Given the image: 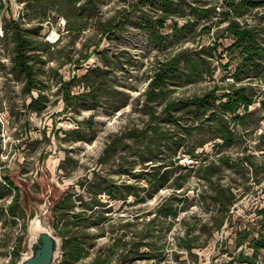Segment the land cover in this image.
I'll return each mask as SVG.
<instances>
[{
  "label": "rangeland",
  "instance_id": "rangeland-1",
  "mask_svg": "<svg viewBox=\"0 0 264 264\" xmlns=\"http://www.w3.org/2000/svg\"><path fill=\"white\" fill-rule=\"evenodd\" d=\"M30 1L33 0H0V179L5 174L14 179L22 191V204L27 208L26 219L8 216L3 209L11 197L2 196L0 191V264H10L16 258L15 251L19 252L17 264L32 255L36 242L33 222L39 221L62 245L63 237L55 227L59 220L55 206L67 194H72L77 202L75 210L81 211L84 204L77 199L78 195L82 194L85 201L93 197L88 183L83 188L80 182L92 179L96 171L118 184L147 186L142 173L151 168L149 161L143 162L149 158V149L141 139L131 137L128 145H122L116 155L117 162L101 165L99 158L108 141L117 134L138 128L145 132L143 137L149 143V127L157 122L166 127L167 114L162 112L165 103L157 102L158 118L151 122L144 95L159 62L183 48L199 51L201 56L212 60L216 69L213 75L192 84L171 86L169 97L179 100L216 83L225 86L234 83L232 71L240 59L236 53L226 50L230 37L217 39L216 31L228 24L220 13L229 8L224 0H175L176 13L164 28H158L155 23L162 14L157 4L146 0H100L99 17H89L87 10L78 16L73 14L74 29L70 31L67 19L52 13L40 32L38 19L30 20L33 15L28 8ZM251 1L258 3L257 6L238 19L258 25L264 35V0ZM83 2L75 6L79 8ZM198 5H217L218 13L212 19L201 17L192 11ZM15 18L22 21L25 32L29 30L28 37L38 40L35 45L42 49L33 51L37 56L32 61V80L16 69L12 24ZM108 20H112L115 28L96 47L103 23ZM88 54L90 58L85 60ZM98 66L105 72L96 70ZM249 83L256 101L248 111L245 124L236 126L234 144L223 146L217 144L222 139L215 138L198 148L201 162L196 168L202 162L217 161L223 156L229 159L230 164L223 167L220 177L214 178V186L221 182L232 186L237 193L239 199L230 211L231 221L212 236L203 234L196 241L203 246L191 252L178 244V237L186 227L200 226L217 209L209 208L204 198L212 192L211 185L193 171L185 187L179 189L189 195L181 219L159 239L160 245H165L161 255L150 256L149 247L144 245L140 258L132 256L123 264H226L229 261L250 264L240 262L238 257L243 250L253 257L249 244L253 233L245 231L243 222L250 221L252 227L259 229L261 224L256 221L263 218L260 210L264 207V78L256 77ZM30 84L35 85L32 91L28 89ZM61 87L70 92L68 102L63 98ZM93 88L97 98L80 96ZM34 97L38 101H33ZM172 133L175 137H184V129L178 124L172 126ZM202 136L208 139L206 133H194L178 152L173 144L161 145L154 155L168 160L183 157L173 174L174 177L184 175L189 168L179 164L192 163L185 156V149L202 141ZM171 190L170 187L162 189L147 199L143 198L144 190L141 196L131 195L126 199H111L108 194H101L100 199L108 203L98 210L110 215L112 220L106 223V232L101 227L90 229L93 234L105 232L106 235L98 238L96 249L92 248L89 256L75 264L90 262L97 249L110 240L111 222L119 228L121 222L132 221L130 231L149 232V219L155 216L158 204ZM240 236L247 242L239 247ZM148 240L149 237L144 241ZM62 257L60 246L53 264H59ZM112 263H117V259ZM257 264H264V250L260 251Z\"/></svg>",
  "mask_w": 264,
  "mask_h": 264
},
{
  "label": "trees",
  "instance_id": "trees-1",
  "mask_svg": "<svg viewBox=\"0 0 264 264\" xmlns=\"http://www.w3.org/2000/svg\"><path fill=\"white\" fill-rule=\"evenodd\" d=\"M77 8L75 3L81 2ZM151 4H157L162 14L155 20L158 28L167 26L169 19L174 18L176 13L175 0H146ZM229 3V8L224 9L220 13L224 16L228 24L223 29L216 31L217 39L231 38V43L226 50L232 51L239 55L240 59L235 64L232 71L234 83L225 86L219 83L207 87L200 93L185 95L179 100L171 99L170 92L172 85H188L205 79L207 76L213 75L216 71L213 62L208 57L201 56L199 51L191 48H183L176 55L167 60L159 62L152 76L149 89L145 92V101L149 107V115L151 122L157 121V102L165 103L162 110L167 114L165 119L166 127H161L157 122L149 127V143H146L143 135L144 131L138 128L130 129L127 132L117 134L108 141L107 146L99 158L101 165L117 162L119 150L122 145H128L131 137L141 139L142 143L149 149V158H144L143 162H148L149 170L143 171L142 178L146 180L147 186L139 184H118L109 177L102 176L100 171H96L94 177L86 178L81 181V187L86 188L88 183L89 191L92 194L91 201L83 200V195H78L81 204L84 207L81 211H76L77 202L72 194H67L55 206L59 220L55 222V227L63 237L61 250L63 253L62 260L59 264H75L89 256L92 248L96 249L98 238L106 235V223L111 221L110 215L103 214L98 210L99 206L107 205L108 202L100 199L101 194H108L111 199H126L131 195L137 197L142 195V190L146 191L143 198H152L162 189L172 188L171 193L163 198L158 204L155 216L149 219V232L145 230H132L130 226L132 221L121 222L120 227L116 228V223L111 224L110 240L97 249L95 255L90 262L84 264H113V260L117 259L115 264H123L132 256L140 258L142 247L148 246L151 255H161L162 246L159 239L170 232L175 223L181 218L180 215L187 205L186 200L189 195L179 189L184 188L189 180L192 172L201 175L203 179L211 185V193L204 196L207 206L217 207L211 217L200 226L186 227L183 235H180L179 245L192 251L194 248L201 247L196 243L203 234L209 233L211 236L215 231H220L227 222L231 221L232 215L230 211L232 206L238 201L237 193L232 186H227L221 182L214 186V178L220 177L223 167L230 164L226 157H220L219 160H209L201 162V153L199 147L204 146L211 139H222L223 146H232L236 138V126L245 124L250 107L255 104V93L252 85L249 83L256 77L264 78V69L261 66L264 62V35L262 30L256 24L249 21H241L238 17L252 11L258 3L251 0H224ZM28 8L32 12L30 20L38 19V32L45 28V24L50 20L52 13L67 19L68 30L72 31V16L81 14V11L87 10L89 17L97 18L101 15L102 5L100 0H33L28 4ZM80 11V12H79ZM192 11L201 17L212 19L215 13H218L217 5L208 7L193 6ZM13 38L15 47V63L16 69L25 73L32 80L34 74L32 61L37 56L35 50H42L41 47L35 45L38 40L34 41L28 37L29 30L22 28V21L12 19ZM101 25V24H100ZM85 25L82 27L84 28ZM81 27V28H82ZM37 28V27H36ZM102 28V27H101ZM115 24L112 20L103 23L101 39L96 47L100 46L102 37L110 33ZM218 49V47H216ZM213 54V53H212ZM85 60L90 58V54L84 56ZM96 70L105 72V69L98 66ZM35 85L28 86L32 91ZM61 90L63 91L62 87ZM69 91H63V98L69 101ZM91 95L97 98L96 89L93 88L87 92L80 93V96ZM33 101H38V97H34ZM147 112V111H146ZM180 125L184 129V137H175L172 133V126ZM194 133H203L205 135L200 138L199 143H193V147L185 149V156L192 159V163L179 165L189 168V172L184 175L174 177V167L178 164L180 158L176 159H159L155 151L161 145L173 144L176 146L175 152L188 144ZM183 138L185 141H183ZM220 162V163H219ZM241 164V161H238ZM158 163V164H155ZM238 163V164H239ZM108 181V183H107ZM0 191L2 196L11 197V201L4 207V212L13 219L27 217V208L22 204V191L10 175H4L0 179ZM85 209V210H84ZM110 212L111 210H107ZM90 212V214H89ZM263 215L262 219H257L256 223L261 224V228L252 227L250 221L243 222V228L248 234L253 233L250 240V246L253 248V257L248 255L244 250L239 254L240 262H249L257 264V259L261 250H264V207L260 210ZM139 219L140 215H136ZM122 220V219H121ZM101 227L105 230L104 235L93 234L91 228ZM242 228V227H241ZM100 229V228H99ZM197 230H199L198 233ZM108 232V231H107ZM131 232V235H130ZM242 233V232H241ZM149 237L148 241H144ZM247 242L246 238L241 236L238 238L237 245L240 247ZM18 251H15L16 258L10 264H17ZM226 264H231L229 261Z\"/></svg>",
  "mask_w": 264,
  "mask_h": 264
},
{
  "label": "water",
  "instance_id": "water-1",
  "mask_svg": "<svg viewBox=\"0 0 264 264\" xmlns=\"http://www.w3.org/2000/svg\"><path fill=\"white\" fill-rule=\"evenodd\" d=\"M37 222H33V228ZM36 242L33 246V253L21 260L19 264H53L56 260L61 241L48 229L33 231Z\"/></svg>",
  "mask_w": 264,
  "mask_h": 264
},
{
  "label": "bare ground",
  "instance_id": "bare-ground-1",
  "mask_svg": "<svg viewBox=\"0 0 264 264\" xmlns=\"http://www.w3.org/2000/svg\"><path fill=\"white\" fill-rule=\"evenodd\" d=\"M41 229H44V226L39 223V221H37V224L33 226L32 230L33 231H36V230H41ZM29 257V256H28ZM27 258V257H26Z\"/></svg>",
  "mask_w": 264,
  "mask_h": 264
}]
</instances>
